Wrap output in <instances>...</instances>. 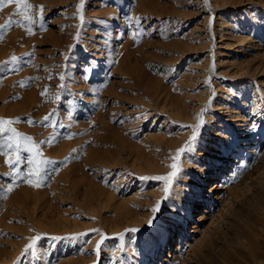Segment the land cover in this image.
Listing matches in <instances>:
<instances>
[{"label": "rangeland", "instance_id": "obj_1", "mask_svg": "<svg viewBox=\"0 0 264 264\" xmlns=\"http://www.w3.org/2000/svg\"><path fill=\"white\" fill-rule=\"evenodd\" d=\"M28 3L0 9V62L18 57L0 72V118L56 164L40 187L27 183L32 153L0 132V264H264V0ZM202 109L164 200L165 182L139 177L173 171ZM161 214L174 222L159 236L149 221ZM76 233L87 235L50 239Z\"/></svg>", "mask_w": 264, "mask_h": 264}, {"label": "snow or ice", "instance_id": "obj_2", "mask_svg": "<svg viewBox=\"0 0 264 264\" xmlns=\"http://www.w3.org/2000/svg\"><path fill=\"white\" fill-rule=\"evenodd\" d=\"M6 3H15L18 7L17 10H23V9H30L33 6L31 4L28 3V0H0V9H2L3 5ZM84 5V0H80V5L79 8L82 9ZM205 6L210 7L209 4H207V0H205ZM43 10V6H41V11ZM33 19L32 16H25L24 20L31 22ZM126 19L131 22L133 20H135L137 23L140 22V20L142 19V17H132V16H127ZM81 20H83V15L81 14ZM9 24L12 23L11 20H9L8 22ZM5 27L7 25H4ZM144 34L143 29H141L139 31V35L142 36ZM118 35H123V33H118ZM134 38H138L137 37V33L133 32L132 33ZM77 38H79V33H77ZM18 60V57L13 56L11 58V61H3L0 62V72L6 71L8 69V65L9 63H14ZM83 71L86 74V78H87V74L91 73L93 71V69L91 67H85L83 68ZM61 80L65 79V76L63 74H61L60 76ZM45 93H42V95H44ZM207 109H202L201 113H200V119H199V123L195 126H187V127H193V134L190 137V139L185 143V145L183 147H181L180 149L177 150V153L174 157H172V159L174 160V163L170 165V167L173 169L172 172L168 173L167 175L164 176H141L139 177V179L141 180H158V181H163L165 182V187H164V192H165V196L162 198L164 200H167L169 198V196L171 195V190L173 187V183L176 179V177L181 173L182 171V164L180 161L181 155L185 154V153H191L195 151V145L197 142L198 137L200 136V132L198 131L199 129H201L204 124L206 123V121L203 118V114L204 112H206ZM146 115V113L141 114ZM50 117H45V119H49ZM15 121L11 120V119H4V118H0V132H4V131H11L13 133V136L9 137L8 140L15 142L17 149L19 150V148L24 147L27 151L32 153V157L29 158L28 163L29 165H31V168L29 170L28 173H25L24 176L26 178V182L29 184H32L35 187H40L43 183V180L46 178H50V176L48 175L47 172V167L49 165H55L56 162L52 161V160H48L47 158H40L42 156V154L39 152L38 149H36L35 144L32 143V138L26 136L23 133H19L16 131V129L11 128V125L14 123ZM4 125H7L8 127L5 128ZM62 126V125H61ZM259 126L256 123H253L251 125V129L253 131H255ZM19 137H23V142L17 140L16 138ZM232 145L231 141H224L222 143V146L224 148H230ZM9 146H11V144H9ZM76 149H73V153H76ZM74 158V157H73ZM20 160L19 155L16 156V160L13 161L11 159H9L7 161V163H9L10 165L15 164L17 161ZM65 162H67V158L65 160ZM56 168L53 167L51 169V172H55ZM6 175H15L16 177H19L21 175L19 169H14L12 173H7ZM34 177V179L32 178ZM7 191L10 192L12 191V185L10 184L7 188ZM189 195H194V193H190ZM160 206H161V202L158 201L155 208L152 209V211L154 213H159L160 211ZM176 215H179V211H177ZM173 220H170L168 218H166L163 214H161L159 216V218H153L152 220L149 221V224H154L155 225V231L158 233L159 236H162L165 231H167L168 227L173 223ZM91 232H96L97 234H99V229H91ZM126 231L128 232H137L138 229H126ZM87 235V233H76V234H70L67 236H51L50 239L53 243L55 242H61L64 240H68V241H78L81 239V237ZM106 235H102L101 236V240L96 244V254L97 256L100 255V250H101V245L104 243L105 239H106ZM156 237H146L143 240L142 243V248H149L153 242V239H155ZM41 239L40 236H36L32 239L31 243L29 245L26 246L25 251H29L32 250L33 254H35L36 252V243L37 241H39Z\"/></svg>", "mask_w": 264, "mask_h": 264}, {"label": "bare ground", "instance_id": "obj_3", "mask_svg": "<svg viewBox=\"0 0 264 264\" xmlns=\"http://www.w3.org/2000/svg\"><path fill=\"white\" fill-rule=\"evenodd\" d=\"M219 101H221V100H219ZM218 104H221V103H218ZM180 113L181 114H186L187 116H189V112H187V113H185L184 111H183V109H181V111H180ZM215 122V120H211L210 121V123H214ZM237 127H238V130L240 131V129L241 128H243L244 127V124L243 123H238V125H237ZM213 133H215V131H213ZM115 134V133H114ZM112 136H113V134H112ZM111 136V137H112ZM117 136H119V134L117 135ZM219 136H220V139H221V141H222V139L225 137V131H219ZM247 136V135H246ZM245 136V137H246ZM249 136V135H248ZM116 137V135L114 136V137H112V138H115ZM111 138V139H112ZM113 140V139H112ZM119 143H121L122 144V141H123V139L119 136V137H117V139H116ZM245 141V140H244ZM246 142V141H245ZM178 143V142H177ZM243 145V144H242ZM253 145V144H252ZM136 147H138V144L136 145ZM248 147V146H247ZM258 148V147H257ZM255 152V151H254ZM258 152V151H257ZM256 152V153H257ZM256 153H254V154H256ZM209 154V151H207L206 152V155H208ZM249 154V153H248ZM251 156V155H250ZM256 156V155H255ZM254 156V157H255ZM247 157V156H246ZM245 157V158H246ZM248 158V157H247ZM251 159V158H250ZM253 159L254 158H252V161H253ZM249 165V164H248ZM198 167H201V166H198ZM153 171H155V170H153ZM208 178H209V175H207L206 177H204L203 178V181L204 182H207L208 181ZM229 179V178H228ZM226 180V179H225ZM229 180H227V182H228ZM233 181H231L230 183H232ZM229 183V182H228ZM227 183V184H228ZM205 185V184H204ZM203 185V186H204ZM229 191L231 192V191H234L235 192V189H234V186L232 185V186H230L229 187ZM97 192V191H96ZM211 192V191H210ZM90 194H93V193H91L90 192ZM208 196L206 195L204 198H207ZM112 198H113V196H112V194L110 193V198H109V201H111L112 200ZM209 199V198H208ZM191 200V199H190ZM198 206L199 207H201V204L199 203L198 204ZM202 217V219H203V216H201ZM198 219H200V218H198ZM75 226H77V224H74ZM193 227H196L195 225H193ZM170 250L172 249L173 250V248H174V246H175V241L174 240H172V237H171V239H170ZM169 255H171V254H169ZM79 263H81V259H79V260H74L72 263H70V264H79Z\"/></svg>", "mask_w": 264, "mask_h": 264}]
</instances>
